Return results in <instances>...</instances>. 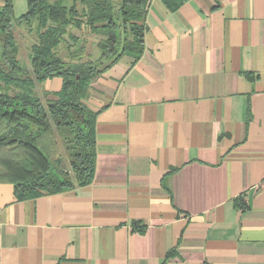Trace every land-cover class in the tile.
Instances as JSON below:
<instances>
[{"label": "crops", "instance_id": "1", "mask_svg": "<svg viewBox=\"0 0 264 264\" xmlns=\"http://www.w3.org/2000/svg\"><path fill=\"white\" fill-rule=\"evenodd\" d=\"M15 35L30 68L36 34ZM86 104L93 182L26 201L0 183V264H264V0H150L143 54Z\"/></svg>", "mask_w": 264, "mask_h": 264}, {"label": "trees", "instance_id": "2", "mask_svg": "<svg viewBox=\"0 0 264 264\" xmlns=\"http://www.w3.org/2000/svg\"><path fill=\"white\" fill-rule=\"evenodd\" d=\"M162 1L175 11L187 0ZM0 2V183L12 184L18 201L88 186L98 117L86 104L92 80L127 54L141 57L150 0H27L19 18L14 0ZM18 26L37 36L30 68L19 58ZM84 28L99 37L100 56L83 60L85 40L65 60L58 50L71 49L80 38L70 30ZM56 77L61 90L41 95L38 85Z\"/></svg>", "mask_w": 264, "mask_h": 264}, {"label": "rangeland", "instance_id": "3", "mask_svg": "<svg viewBox=\"0 0 264 264\" xmlns=\"http://www.w3.org/2000/svg\"><path fill=\"white\" fill-rule=\"evenodd\" d=\"M72 34H74V36L79 37L80 41L75 42L74 46L71 47V49H69L66 44H62V46L60 47V49L58 50L59 54L67 61H71V52L75 51L77 49H79L82 44L84 43V41L86 40V53L83 56V60H87V59H91V60H97V58L100 56L99 50L97 48V42L99 40V37L97 35H94L92 33H90L88 30L81 29V30H77V29H71L70 30ZM21 44L22 42L25 43L26 45H28V42L25 40V37H19ZM34 41H37V36L35 35ZM68 41L70 44H72L74 41H72L69 37ZM32 39V38H31ZM68 45V44H67ZM26 52H23V56L21 57L22 61L25 63L27 60L26 57ZM73 58V57H72ZM45 84H42L40 87H44ZM42 94V93H40ZM61 148V147H60Z\"/></svg>", "mask_w": 264, "mask_h": 264}]
</instances>
